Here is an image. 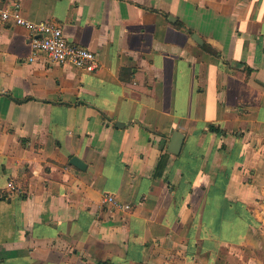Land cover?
<instances>
[{
    "label": "crops",
    "instance_id": "obj_1",
    "mask_svg": "<svg viewBox=\"0 0 264 264\" xmlns=\"http://www.w3.org/2000/svg\"><path fill=\"white\" fill-rule=\"evenodd\" d=\"M3 1L99 67L0 25V264H264V0Z\"/></svg>",
    "mask_w": 264,
    "mask_h": 264
},
{
    "label": "built area",
    "instance_id": "obj_2",
    "mask_svg": "<svg viewBox=\"0 0 264 264\" xmlns=\"http://www.w3.org/2000/svg\"><path fill=\"white\" fill-rule=\"evenodd\" d=\"M5 24L22 28L27 32L32 52L30 61H33L36 56H42L47 61L60 66H71L86 72L98 70L99 64L94 52L68 43L60 27L54 22L28 20L22 15L18 3L0 0V25ZM103 203L119 212L130 209L128 204L119 202L112 195H105Z\"/></svg>",
    "mask_w": 264,
    "mask_h": 264
},
{
    "label": "water",
    "instance_id": "obj_3",
    "mask_svg": "<svg viewBox=\"0 0 264 264\" xmlns=\"http://www.w3.org/2000/svg\"><path fill=\"white\" fill-rule=\"evenodd\" d=\"M183 142V135L178 133V132H174V134L172 135L171 139H170V144L168 147V152L171 154H178L181 148ZM71 164L74 165L77 168H81L82 167V162H80L77 158L73 157L71 159Z\"/></svg>",
    "mask_w": 264,
    "mask_h": 264
},
{
    "label": "rangeland",
    "instance_id": "obj_4",
    "mask_svg": "<svg viewBox=\"0 0 264 264\" xmlns=\"http://www.w3.org/2000/svg\"><path fill=\"white\" fill-rule=\"evenodd\" d=\"M242 251H244V253L247 255V256H251V257H254V258H260V259H264V257L261 255V252L256 250V249H251V248H247V249H242Z\"/></svg>",
    "mask_w": 264,
    "mask_h": 264
}]
</instances>
